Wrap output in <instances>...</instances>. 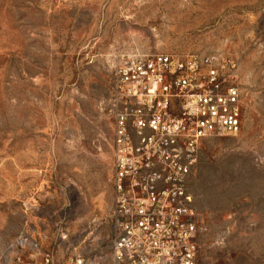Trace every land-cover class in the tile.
<instances>
[{"label":"rangeland","instance_id":"obj_1","mask_svg":"<svg viewBox=\"0 0 264 264\" xmlns=\"http://www.w3.org/2000/svg\"><path fill=\"white\" fill-rule=\"evenodd\" d=\"M118 53L234 64L241 132L203 142L191 186L198 264H264V0H0V246L111 249Z\"/></svg>","mask_w":264,"mask_h":264},{"label":"built area","instance_id":"obj_2","mask_svg":"<svg viewBox=\"0 0 264 264\" xmlns=\"http://www.w3.org/2000/svg\"><path fill=\"white\" fill-rule=\"evenodd\" d=\"M114 240L62 261L47 237L0 246V264H198L192 181L201 146L241 132L234 64L209 55L118 53L109 61ZM62 242L68 234L62 232Z\"/></svg>","mask_w":264,"mask_h":264}]
</instances>
